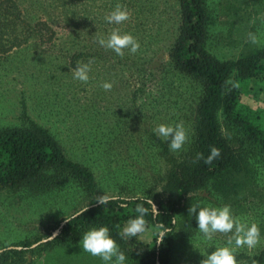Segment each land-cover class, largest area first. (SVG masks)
Here are the masks:
<instances>
[{"label": "rangeland", "instance_id": "rangeland-1", "mask_svg": "<svg viewBox=\"0 0 264 264\" xmlns=\"http://www.w3.org/2000/svg\"><path fill=\"white\" fill-rule=\"evenodd\" d=\"M15 1L28 25L26 33L32 37L9 52H0V131L22 124L25 101L29 115L55 135L67 156L94 172L98 198L106 194L166 200L167 172L172 168V158H177L194 140L197 119L193 109L202 94V89L175 70L169 59L180 32L179 0ZM117 3L126 7L129 18L120 24L109 23L104 18ZM209 5V50L219 59L236 60L242 45L229 39L232 23L227 21L234 15L223 16L222 0H209ZM241 16L252 22L262 44L264 14L251 19L244 13ZM38 25L41 32L34 35ZM44 26L54 33L51 41L50 31ZM114 29L131 33L140 44L137 52L126 48L121 56L98 43L99 37H107ZM89 60L90 79H74L71 69ZM105 81L112 83L111 89L102 87ZM253 88L241 101L264 114V82L253 84ZM162 123L184 124L189 139L181 150H170L164 139L170 154L157 147L153 129ZM194 196L197 199L187 202L178 218L173 264H200L202 253L227 243L216 233L211 241L204 240L197 224L188 229L192 220L185 214L191 204L218 206L217 199L207 192ZM87 203L83 192L71 181L41 191L29 186H0V254L23 240L36 242L33 247L46 243L49 239L37 240L47 227L70 218ZM237 216L259 226L264 224L261 206ZM150 234L145 231L141 238L152 240ZM262 249L264 234L254 249L243 246L236 249V254L254 255ZM82 251L81 246L79 259L64 258L60 247L48 249L27 254L25 262L19 264H65L70 260L71 264H79L88 259Z\"/></svg>", "mask_w": 264, "mask_h": 264}, {"label": "trees", "instance_id": "trees-1", "mask_svg": "<svg viewBox=\"0 0 264 264\" xmlns=\"http://www.w3.org/2000/svg\"><path fill=\"white\" fill-rule=\"evenodd\" d=\"M179 5L180 32L169 54L170 63L195 82L202 94L193 109L197 119L194 140L177 158H172V168L167 172L168 197L161 202L151 198L159 214H154L152 206L145 202L149 198L146 196L118 195L110 197L106 204H98L99 184L94 172L69 158L55 135L29 115L23 101L22 124L0 131V186L9 189L29 186L41 191L71 181L88 203L68 220L47 227L37 240L49 239L46 243L33 247L36 242L23 240L6 248L0 254V264L23 263L29 253L58 247L64 258L80 259L79 241L83 234L101 226L109 228L110 235L127 255L128 264H173L178 218L187 202L197 199L194 195L198 192L215 197L218 203L215 205H230L236 216L248 209L264 208V114L241 101L244 94L253 91V84L264 82V42L260 44L254 25L243 20L241 13L247 19L264 14V0H222L223 16L234 15L227 20L232 23L229 39L242 45L236 60L219 59L209 50L212 36L209 0H179ZM27 26L17 2L3 0L0 52L26 44L32 37L26 33ZM44 27L50 31L48 41H51L54 33L50 27ZM40 29V25L36 26L33 34L41 32ZM153 140L162 152L170 154L162 138L153 135ZM212 147L219 148L220 154L211 163H205ZM198 153L203 154L199 159ZM141 203L148 209L145 231H150L152 240H143L141 234L122 238L124 225L130 217L138 215L135 208ZM185 215L192 220L188 229L193 228L196 224L193 214L187 211ZM157 225L169 229L160 244H156ZM259 227L264 234V224ZM230 235L216 233L226 241ZM82 255L88 259L79 264H104L99 256L84 250ZM236 258L238 264H264V249L254 255L238 253ZM65 264H71V260Z\"/></svg>", "mask_w": 264, "mask_h": 264}, {"label": "clouds", "instance_id": "clouds-1", "mask_svg": "<svg viewBox=\"0 0 264 264\" xmlns=\"http://www.w3.org/2000/svg\"><path fill=\"white\" fill-rule=\"evenodd\" d=\"M129 18V12L126 7L117 3L110 14L105 16V20L109 23L120 24ZM255 36H252L255 42ZM98 43L108 49H112L117 55L123 56L124 49H129L135 53L140 47L139 42L131 33H121L119 29H114L107 37H99ZM91 63L78 62L74 69H71L73 78L79 81L87 82L90 79ZM112 83L105 81L102 87L106 90L112 88ZM233 86H236L233 84ZM154 133L168 142L172 151L181 150L189 139V133L183 123L176 125L159 124L153 129ZM220 149L212 147L210 154L205 159V163H211L214 158L219 156ZM203 154L198 153L197 158H201ZM108 195H101L97 199L100 205L106 204L109 200ZM152 206L154 214H159L155 203L151 198L145 201ZM87 211V209H85ZM135 211L138 213L135 217H130L124 225L120 235L121 237H135L145 232L147 224L145 215L148 209L144 204H137ZM188 213L193 214L196 220L197 228L206 241H211L214 234L231 233L225 246L215 247L214 251L202 253L203 259L200 264H238L236 258V249L247 246L249 250L254 249L261 240V230L256 222H249L246 218L233 214L232 208L228 204L222 206H204L191 204ZM68 220V219H67ZM157 242L163 243L166 233L169 229L163 225H157ZM79 243L84 251L89 252L93 256H99L104 264H127V255L123 252L117 241L110 235L107 226L93 227L86 231ZM234 245V246H233Z\"/></svg>", "mask_w": 264, "mask_h": 264}, {"label": "water", "instance_id": "water-1", "mask_svg": "<svg viewBox=\"0 0 264 264\" xmlns=\"http://www.w3.org/2000/svg\"><path fill=\"white\" fill-rule=\"evenodd\" d=\"M2 252V251H1Z\"/></svg>", "mask_w": 264, "mask_h": 264}]
</instances>
